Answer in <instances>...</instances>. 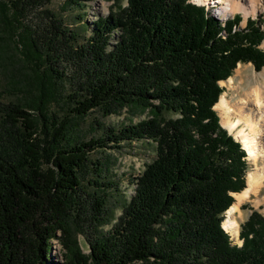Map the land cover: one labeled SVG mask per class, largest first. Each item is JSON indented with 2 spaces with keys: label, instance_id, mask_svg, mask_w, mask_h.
<instances>
[{
  "label": "trees",
  "instance_id": "1",
  "mask_svg": "<svg viewBox=\"0 0 264 264\" xmlns=\"http://www.w3.org/2000/svg\"><path fill=\"white\" fill-rule=\"evenodd\" d=\"M91 1L62 5L78 11L77 30L54 0H0V70L14 96L0 91V264H46L53 241L66 264H264L259 210L244 205L241 246L222 225L249 162L215 109L240 63L264 67L263 21L242 27L241 15L221 19L190 0H105L112 10L89 24ZM125 108L150 118L95 119L98 136L79 133L94 111ZM134 141L156 155L115 217L120 185L93 155Z\"/></svg>",
  "mask_w": 264,
  "mask_h": 264
},
{
  "label": "rangeland",
  "instance_id": "2",
  "mask_svg": "<svg viewBox=\"0 0 264 264\" xmlns=\"http://www.w3.org/2000/svg\"><path fill=\"white\" fill-rule=\"evenodd\" d=\"M194 3H201L205 4L206 8L211 7L213 5V2L211 5L209 3L205 2H197L195 0H190ZM65 2V0H54L53 2V9L58 12L61 15L68 16V22L70 23V26L74 29L80 30V23H74V17L78 13V11L69 12L68 10L63 11L62 5ZM126 5V2H125ZM223 4L220 3L218 8L222 6ZM264 0H262V5H260L258 11L255 14H251L245 19L244 15L241 12L231 13L228 14V17L241 15L242 21L241 26L245 27L247 25V21L249 18L252 19H260L263 21V28H264ZM113 3L108 2L105 0H94L88 3V6L86 8V19L89 24H91L98 16H105L110 13L112 10ZM51 8V6H50ZM72 15L74 16H71ZM221 16L222 18H226L227 16L217 15ZM245 22V23H244ZM91 25L88 27L87 33H91ZM83 30H81L82 32ZM262 47L264 48V42L262 44ZM264 71V67L257 71L252 63H241L238 65L237 69L235 70L232 77L234 78V87H230L226 84L222 85L225 87V91L228 93V99L231 101V103H236L237 101L244 98V96L255 89V87H260L262 91L264 92V80L262 79L261 72ZM8 76L5 75L2 70H0V91L4 93V100L5 102H9L13 99L14 96L11 95L12 91L9 90L7 85ZM260 78V79H259ZM227 80V79H226ZM263 84V85H262ZM236 86V87H235ZM242 96V97H241ZM220 100V99H219ZM252 103V101H251ZM249 102L248 104H244L245 108H254V104H251ZM248 106V107H247ZM252 106V107H251ZM145 118H150L149 110L145 111L144 114L132 116L130 112L125 108L123 112L119 115L112 114L108 117H102L100 112L94 111L90 117L84 118L83 120L79 121V133L86 137V139L91 138L92 136H98L100 133V130L97 127V123L95 119H98L105 123L106 127H123L125 124H131V123H137ZM262 139L264 140V133L261 134ZM156 152H155V144L153 143H147L142 141H134L133 143H125L123 148H110L107 150L106 154L102 153H94L93 156L96 158H100L103 160L105 165L110 166V173L109 175L120 185V192L113 191L112 194L114 195L109 200V207L114 212L115 217H118L123 209V205L125 203L126 199H129L131 195L135 193V187L136 181L135 177H138L141 175L142 171L145 169L146 164L150 163L155 158ZM95 158V159H96ZM248 160V159H247ZM249 162V170L257 168L258 165L262 166L261 159L258 160V162L254 163L250 160ZM256 164V165H255ZM234 196V195H233ZM255 198V199H254ZM264 198V185L261 187L259 194L253 195L252 200L244 201L240 204L241 211L243 213V217L239 218L241 227L243 223H245L250 214L252 213L251 208H247L244 205L250 204L251 207L254 209L259 210L264 215V208L263 204L257 203L256 201L258 199ZM236 202V199H235ZM96 213V211H95ZM116 218L108 223L107 225H104L103 227H100V232H108L112 225L116 222ZM241 231V230H240ZM90 239H94L97 237V230L95 231L94 228L90 227L89 230ZM105 233V234H106ZM232 238V237H231ZM240 238V236H239ZM233 239V238H232ZM80 241L82 244V247L85 252L89 251V245L85 238L83 236L80 237ZM234 243L241 244L236 240L233 239ZM243 242V240H242ZM53 248L50 256L48 257L46 264H66V259L63 255V249L62 246L56 242H52Z\"/></svg>",
  "mask_w": 264,
  "mask_h": 264
},
{
  "label": "bare ground",
  "instance_id": "3",
  "mask_svg": "<svg viewBox=\"0 0 264 264\" xmlns=\"http://www.w3.org/2000/svg\"><path fill=\"white\" fill-rule=\"evenodd\" d=\"M195 1L207 2L210 5L213 2L210 10L213 13L215 12V16L216 12L222 16L241 12L245 19H247L249 15L255 14L260 8L259 6L262 5V0ZM220 3L223 5L218 8L217 6H219ZM261 75L264 80V71L261 72ZM220 84H226L233 88L234 78L229 77L227 80L220 81ZM251 101L254 104V108L246 109L244 104L249 105ZM215 109L220 115L221 124L242 143L247 152V159L254 163L258 162L260 159L262 161V166L258 165L257 168L249 170L247 174V187L242 192L233 193L236 202L225 212V219L222 224L225 231L228 232L233 239H236L242 244V240L239 238L241 230L239 218L244 215L241 211L240 204L250 200L253 195L259 194L261 187L264 185V140L261 137V134L264 133V92L261 86H257L249 93L247 92L244 98L233 104L228 99V93L225 91L221 95L219 102L215 105ZM256 202L258 204L262 202L264 208V198H259Z\"/></svg>",
  "mask_w": 264,
  "mask_h": 264
},
{
  "label": "water",
  "instance_id": "4",
  "mask_svg": "<svg viewBox=\"0 0 264 264\" xmlns=\"http://www.w3.org/2000/svg\"><path fill=\"white\" fill-rule=\"evenodd\" d=\"M240 64H241V63H240ZM240 64H239V65H240ZM223 127H224V126H223ZM229 132H230V131H229ZM230 133H231V132H230ZM231 134H232V133H231ZM234 137H235V136H234ZM242 244H243V242H242ZM242 244H241V245H242Z\"/></svg>",
  "mask_w": 264,
  "mask_h": 264
}]
</instances>
